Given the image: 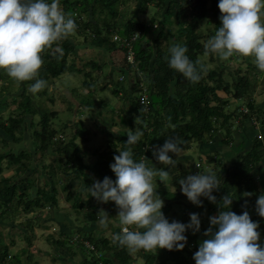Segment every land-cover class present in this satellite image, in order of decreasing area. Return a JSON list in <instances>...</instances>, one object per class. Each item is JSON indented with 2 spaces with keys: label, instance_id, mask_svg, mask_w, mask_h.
Here are the masks:
<instances>
[{
  "label": "trees",
  "instance_id": "obj_1",
  "mask_svg": "<svg viewBox=\"0 0 264 264\" xmlns=\"http://www.w3.org/2000/svg\"><path fill=\"white\" fill-rule=\"evenodd\" d=\"M118 1L121 0H75L69 4L68 0H64V4H69L66 8L67 11L71 8L72 13H76V10L79 9L81 14L87 15L85 21H79L74 18L77 25L76 28L80 29L82 27L86 29V31L79 32H83L85 34V42L95 48L110 52L120 47L121 50L126 51L127 49L123 46L121 47L118 41L113 40V36L115 35L129 41L134 34H139V38L133 41L132 45L139 70L146 74V85H148L150 90L148 96L149 112L146 113L145 118L139 121L140 128H143V136L130 147L133 150L134 159H143L147 166L154 169L165 168L169 173L167 178L169 180L172 179V183H174L176 188L181 190L179 179L187 176L182 166V161L176 156L175 164L162 165L163 163L155 159L152 147L162 145L168 137H174L182 142V150L187 151L193 144L211 142L220 129L225 130L222 141L223 145H230L233 139L230 119L234 114L225 113L229 100L220 98L218 92L222 91L226 95H232L235 99H244L251 94L252 83L249 76L240 75L238 70L235 77H233V82L226 81L224 79L225 70L218 68H206L199 81L191 82L182 73L171 68L165 58L168 55L169 45L181 42L187 44V54L193 61L198 59L201 61V57L205 54H208L213 61L214 54L206 52L205 42L202 40V34L198 32V28L210 9L214 12V17L208 18L206 20L207 24H213L214 22V32L219 27L221 24L219 18L221 11L218 7V0H212L213 3L210 8L206 5L208 0H157L156 6L163 10L162 17H160L159 21L154 17L149 23L143 21L135 22L133 20H128L126 23H108L105 20L98 21L96 15L100 16L103 13L115 14L112 11V6ZM149 1L154 0H143L139 8L141 12H146ZM211 19H214V21ZM157 21L159 23L154 27ZM173 25H176L175 31L172 30ZM150 33L155 34L154 38L151 36V38L146 39V36ZM69 37L58 42L60 50L56 51L55 55H53L52 49L55 48V43L43 50L41 54L43 63L38 73L39 77L47 80L50 77L57 78L66 72H81L76 62L67 63L68 56L70 54L75 55L76 53L75 45L69 41ZM163 42H166L165 46L162 44ZM233 55L230 57H236ZM121 71L129 72L126 69H122ZM4 73L7 72L2 68L0 79L5 75ZM32 82L33 80H26L20 83L26 85ZM137 90L142 91V96L146 95V90L141 89V87H137ZM1 91H4V88ZM119 92L120 88L116 87L115 93L119 94ZM20 95L24 100L14 110L15 113L20 114L18 118L9 116L6 120L0 116V141H3V143H19L24 139V135L28 130L35 129L36 124L33 122L35 121L33 116L36 113V108L31 104L32 97L28 95L26 90H23ZM251 103H248V106L252 109L254 105ZM138 104L141 107L140 101H138ZM51 115L55 116L56 114H49V116ZM28 116L32 118H27ZM49 116L47 118L45 116L39 118L38 124L41 128L32 132L36 140L33 156L26 151L14 152L13 150L4 151L0 154V162L6 159L8 164L16 170V174L11 178H0V203L8 206L17 197L18 205H21L23 211L27 213L41 209L47 205L50 207L56 206L58 197L57 184H59L63 185V190L67 192L66 199L68 201H71L75 197L72 207L77 214L84 212L93 221H97L98 211L90 201L83 202L81 200L82 191L77 190L76 194L71 192V188L74 186L73 181L75 179L78 180L88 190L89 185L94 180H102L105 176H109L114 180L115 173L111 169L110 163L114 162V154H119V150L115 149L108 152L107 157L103 156L92 164H85L83 151L75 142L78 136H84L83 139L87 141V137L84 135L85 130L82 128L78 131L75 130L72 133V138L68 142H65L57 138L58 133L55 128L48 126ZM244 117V119L240 118L243 121L241 124L248 119L247 117H251V115L246 114ZM255 118L259 120L258 117ZM27 119L31 121L29 125L26 124ZM134 119L130 117L127 118V121H120L124 126L128 125L129 128L124 133H118L115 137V142H111L114 144V147L117 146V142L121 144L120 149L129 147L124 141L127 140L128 132L134 131V126L132 125ZM260 122L264 126V118H260ZM37 150L42 151L44 155L54 152L55 159L53 163L41 162V159L44 158V155H42L38 161L39 168L49 178V182L45 183L44 187H41L35 199H32V197L29 199L27 198L29 196L27 193L31 194L29 191V184H32L29 181L31 178L21 175L29 166V161L35 159ZM172 155L175 156V154ZM220 156V153L208 156L205 160L206 163L201 160L194 168L190 167V170L193 171L190 173L195 174L199 171H204V169L199 170L203 164H217V158ZM23 159L26 160L24 161ZM263 159L264 136H254L251 148L246 153L240 155L231 164L227 172L221 171L216 174L220 180V187L213 190L217 201L212 202L205 198L206 202L211 206V214L222 210L220 201L223 195L228 192L233 196L231 205L233 211L239 214L245 208L252 210L254 216L251 218L259 221L258 231L263 235V239L260 241L261 244H264V217H261L256 211V200L258 195L263 192L262 189H264V169L260 167ZM71 170L73 173L70 183L61 181V178L57 181L56 175H59L61 172L67 175ZM1 172L2 168L0 167ZM157 176V179L162 183L164 177ZM257 178L259 179V186L256 181ZM18 185H21L23 191L20 195H18ZM88 192L90 191L88 190ZM157 192L171 201L163 206L162 210L165 215L172 208L174 201L184 197V193L177 191L171 192L164 189ZM246 193H250V195L247 197ZM85 223H87V220H85ZM208 223L210 227V222ZM188 233L186 232L188 237L187 243H192L191 248H187L186 243L183 249L169 250L161 248L159 250H143L140 256L142 259L141 264H169L170 262L172 264H187V255L192 258L191 260L195 264L193 254L198 250L200 242L207 237L205 231L195 232L192 236H189L190 233ZM80 234L83 239L78 240L76 243L81 250H88L94 254L93 261L88 262L89 260H86V264H139L132 259V254L128 252L126 247H121L106 237L97 239L89 231L85 232V234ZM85 241L89 242L93 246V249L86 248ZM58 243L62 245L63 240H60ZM68 243H70V239L62 246H67Z\"/></svg>",
  "mask_w": 264,
  "mask_h": 264
},
{
  "label": "rangeland",
  "instance_id": "obj_2",
  "mask_svg": "<svg viewBox=\"0 0 264 264\" xmlns=\"http://www.w3.org/2000/svg\"><path fill=\"white\" fill-rule=\"evenodd\" d=\"M74 1L75 0H68L69 4ZM142 2L143 0H121L112 6V11L115 12V14L103 13L100 16L96 15V17L98 21L105 20L108 23H126L128 20L149 23L154 17L159 21L160 17H162L163 10L156 6L157 0L149 1L145 13L141 12L139 9ZM212 3V0H208L206 4L207 7L210 8ZM60 4L66 13L74 16L73 18L79 21H85L87 18V15L81 14L79 9L76 10V13H72V10H70L71 8L67 11L66 8L69 4H64V0H60ZM260 11L262 13L261 20L264 21V7H262ZM213 14L214 12L210 9L204 20L199 24L198 32L202 34V40L204 42H206L214 32V22L213 24H207L206 21L208 18L214 17ZM211 20L214 21V19ZM158 21L155 22L154 27L158 25ZM172 30H176V25L172 26ZM79 31H86V29L82 27L80 29L76 28L74 33L69 37V41L75 45L76 53L75 55L70 54L68 56L67 63L71 64L76 62L81 72H66L57 78L50 77L47 79L48 86L39 90L35 95L28 90V85L30 83L22 85L20 82H16L7 73H4L5 75L0 79V116L6 120L9 116L18 118L20 114L15 113L14 110L17 108L18 104L24 100L20 95L23 90H26L28 95L32 97L31 104L36 108V113L33 116L35 119L33 122L36 124L35 129L28 130L24 135V139L19 143L9 142L5 144L3 141H0V154L7 150L8 147H12L15 152L26 151L33 156L36 140L32 132L34 130H40L41 126L38 124L39 118L44 116L47 118L51 113L56 115L49 116L48 126L57 130L58 139L68 142L72 138V133H74L75 130L78 131L80 128L85 130L84 135L87 137V141L83 139L84 136H78L75 140L83 151L84 156H82L85 164H92L103 156L107 157L108 152L120 149V143L117 142L116 147L111 143L112 141L115 142V137L118 133H124L129 128L128 125L124 126L120 121H127V118L132 117L135 118L132 124L134 129L140 127L139 121L145 118L147 112L143 109L142 111V107L138 104L142 96V91L137 90V87L146 90L147 98L150 90L148 85H146L145 72L139 70L136 55L134 57L135 63L129 66L126 59V52L118 47V50L113 51L116 65L128 70L130 73L123 72L121 69L111 70V67L107 69L106 65H110L108 61L109 57L103 56L98 51L96 52L93 51V49H89L87 45L89 43L85 42V34ZM151 34L152 33L147 35L146 39L151 38V36L154 38L155 34ZM114 37L115 35L113 36V40ZM162 44L165 46L166 42ZM52 49L56 51L55 48ZM233 56L236 57L221 59L218 55L214 54L212 61L210 56L205 54L201 57V61L206 65L207 69L218 68L225 70L224 79L229 82H233V77H235L237 70L240 75L249 76L252 83L251 94L244 99H235L232 95H226L222 91L218 92L220 98L229 100V105L226 107L225 113L234 114L230 119L233 132L232 143L228 145L229 147L223 145L222 141L225 130L220 129L211 142L208 143L207 141V143L193 144L187 151L182 150L177 158L182 161V166L187 175L193 174L190 173L193 172L190 170V167L194 168L201 160L205 162L206 158L214 153H220L222 156L221 158H217V164H203L202 168L199 170H214L216 174L221 171L227 172L231 164L240 155L246 153V151L251 148L254 136H264V126L260 122V118H264V71H261L255 65L251 56L239 54ZM93 62H95L94 65H92ZM101 69H103V71H101ZM1 70L2 68H0V71ZM104 71H106V73H104ZM109 79H111V82L107 81ZM57 81L63 85L62 90L56 86ZM101 84L104 89H100L102 87ZM116 87L120 88L119 94L115 93ZM131 87L133 88L131 89ZM2 88H4V91H1ZM98 100L106 102L104 103V108L100 107ZM91 103L94 105L87 107V105H91ZM248 103H251L255 107L253 106L251 109ZM98 112H101V115H99ZM246 114L251 115V117H247L248 119L241 124V122H243L241 119H244V115ZM255 117H258L259 120ZM27 118L32 117L28 116ZM30 122L29 119L26 120L27 125H29ZM245 125L248 126L247 129L249 131L243 133L242 129ZM239 145L241 146L239 147ZM35 155V159L29 161V166L21 175L26 176V174H28L29 176H26V178H31V180H29L32 182V184H29V191L31 194L27 193V195H29L27 198L29 199L31 197L35 199L41 187H44L45 183L47 184V182H49V178L42 173L39 168L38 161L42 155H44L43 152L37 150ZM54 159L53 152L44 155L41 162L53 163ZM23 160L25 161L26 159ZM189 162L191 163L190 167ZM0 167L2 168L0 178H11L16 174V170L8 164L6 159L0 162ZM72 173V170L69 171L67 175L61 172L55 177L57 181L61 178V181L63 180L65 183H70L72 180ZM157 178L158 176L154 177L153 180L156 191L165 189L171 192H182L172 183V179L169 180L167 177H164L161 183ZM256 181L259 186V180L256 179ZM73 183L74 186L71 188V192L75 193L77 190L82 191L81 200L83 202L90 201L98 212L103 208L109 213L111 217L110 229L105 230L100 228L97 221H93L90 216L84 214V212L77 214L72 207L75 197L72 198L71 201H68L66 199L67 192L63 190V185L57 184L58 197L56 206L50 207L47 205L41 209L27 213L18 205V198L16 197L8 206L4 203H0V254H3L6 252L5 250H7L9 255L6 259V264H83L84 256V264H86V260L92 262L94 254L90 253L88 250H81L76 243L78 240L83 239V237L79 235L80 230L88 231V229H90L91 231L89 232H92L97 239L106 237L111 242L113 241V233L120 231L118 218L115 217L118 214L115 202L99 201L96 197L91 196V192H88L81 182L75 179ZM20 189L21 185H18V195L23 192L22 189ZM262 190L264 192V189ZM160 196L164 197V195L161 194ZM248 196L249 195H247V197ZM205 198L206 197L202 196L201 199L203 200V204L197 205L191 202L186 194H184L183 199L180 200L181 202L174 203L173 208L175 211H170L167 218L169 221H172L179 217L180 221L187 222L190 219V212L188 214L186 213L189 209H193V212L200 214V228L204 230L207 229L209 227L208 222H210L209 217L218 214V212L210 213L211 206L206 202ZM166 202L169 203L171 201L165 200L164 203L166 204ZM248 211L250 216L253 217L254 212L252 210ZM85 220H87V223H85ZM203 229L201 231H203ZM80 233L85 234V232ZM194 233L195 232L192 231V234L189 236H192ZM60 239L63 240L62 245H65L68 239H70V243H68L67 246H58L54 241ZM262 239L263 235L260 232V241ZM85 243H87V241H85ZM188 247L191 248L192 243L188 242L187 248ZM65 248H69L73 252H77V254L73 257V254L68 253V256L63 258L61 252L65 253ZM24 249L25 252H23ZM142 251L143 250H140L134 254L131 253L132 259L138 263H142V259L140 258ZM17 254H20V256ZM186 258L187 264H194L190 256L187 255ZM16 259L17 263H13ZM96 260L98 259L96 258ZM169 264L172 263L170 262Z\"/></svg>",
  "mask_w": 264,
  "mask_h": 264
},
{
  "label": "clouds",
  "instance_id": "obj_3",
  "mask_svg": "<svg viewBox=\"0 0 264 264\" xmlns=\"http://www.w3.org/2000/svg\"><path fill=\"white\" fill-rule=\"evenodd\" d=\"M218 7L221 24L205 42L206 52L221 59L233 54L251 56L255 65L264 71V21L260 11L264 0H218ZM76 27L75 19L64 11L60 0H0V68L16 82L33 80L28 90L37 94L48 86V81L38 76L43 63L41 53L54 43L59 51L58 42L68 38ZM165 58L171 68L191 82L199 81L206 70L202 61L189 57L185 43L170 44ZM56 86L63 89L59 81ZM142 136L143 128L129 131L124 141L129 147L119 149L110 163L115 179L105 176L94 180L88 190L99 201L115 202L120 231L113 233L112 239L129 253L183 249L187 230H200V214L190 212L187 222L169 221L166 217L162 210L164 200L154 188L153 180L157 175L167 177L169 173L165 168L147 166L143 159H134L130 146ZM152 151L157 161L175 164L182 142L168 137L162 145L153 146ZM179 184L181 191L197 205L203 204L202 196L217 201L213 190L220 187V180L214 170L188 174L179 179ZM232 200L229 192L224 194L220 201L222 210L209 217L211 226L205 229L207 238L193 254L195 264H264L259 221L253 220L246 208L239 214L233 211ZM256 211L264 217V192L258 195ZM97 223L105 230L111 227V217L103 208L98 212Z\"/></svg>",
  "mask_w": 264,
  "mask_h": 264
},
{
  "label": "crops",
  "instance_id": "obj_4",
  "mask_svg": "<svg viewBox=\"0 0 264 264\" xmlns=\"http://www.w3.org/2000/svg\"><path fill=\"white\" fill-rule=\"evenodd\" d=\"M88 45V47H89V49H93V51H98L99 53H101L103 56L105 55V56H107V57H109L108 58V61H109V64L110 65H108L107 63V69L109 68V67H111V70H119V69H123L122 67H118V65H116V62H115V60H114V56H113V51H103L102 49H99V48H95L94 46H92V45H90V44H87ZM118 50V49H117ZM94 63L95 62H93L92 63V65H94ZM99 68H101V67H99ZM101 71H103V69H101ZM104 73H106V71H104ZM89 75V74H88ZM107 81H110L111 82V79H109V80H107ZM102 85V84H101ZM100 86V85H99ZM100 89H104L103 88V85H102V87L100 88ZM98 103L100 104V107H102V108H104L105 107V104L104 103H106V102H104L103 100H98ZM94 104L93 103H91V105L89 104V105H87V107H89V106H93ZM264 105V104H263ZM264 107V106H263ZM262 107V108H263ZM98 114L99 115H101V112H98ZM248 126H244L243 127V133L245 132V131H249L248 129ZM6 144V143H5ZM11 145V144H10ZM241 145H239V147H240ZM218 147V146H217ZM216 147V148H217ZM9 150H13L14 151V149L12 148V147H8V149L7 150H5V151H9ZM15 152V151H14ZM18 152H20V151H18ZM221 155V154H220ZM222 156H220V158H221ZM190 162H189V167H190ZM222 164V163H221ZM226 167V166H225ZM260 167H263V169H264V159H263V162H262V164L260 165ZM26 176H29L28 174H26ZM258 177V176H257ZM257 180H259L258 178H257ZM162 199L165 201V200H168L166 197H162ZM181 199H183V198H181ZM180 199V200H181ZM180 200H176V201H174V203H179V202H181ZM174 203L172 204V209H170V211H172V210H174L175 211V209L173 208V205H174ZM166 204H168L167 202H166ZM165 203H164V205H166ZM163 205V206H164ZM20 207H21V205H19ZM22 208V207H21ZM36 211V210H35ZM170 211H168V213H167V215L170 213ZM189 212H193V209H189L188 210V212L186 213V214H188ZM18 214V213H17ZM167 215H166V217H167ZM10 220V219H9ZM176 220H179V217L178 218H176ZM180 221V220H179ZM203 228H200V230L199 231H196V232H200L201 230H202ZM88 231H91L90 229H88ZM87 230H80L79 231V235L80 236H82L81 234H80V232H88ZM203 231H205L204 229H203ZM190 233V235L192 234V230L191 229H188L187 230V233ZM188 233V234H189ZM60 240H62V239H60ZM60 240H57V241H54V243H56L58 246H62L61 244H59L58 242L60 241ZM14 244V243H13ZM72 244H74V243H72ZM86 247V246H85ZM87 248V247H86ZM81 249V248H80ZM65 250H66V252L65 253H63V252H61L62 253V256H63V258H66V256H68L67 254L68 253H70V254H73V257L77 254V252H73L72 250H70L69 248H65ZM6 252H4L3 254H0V264H6L7 263V261H6V259L8 258V252H7V250H5ZM23 252H25V249L23 250ZM18 256H20V254H17ZM15 257H17V256H15ZM15 257H12V258H15ZM84 259H85V256H84V258H83V264L85 263V261H84ZM12 260V259H11ZM13 263H17V259L13 262ZM139 264H141V263H139Z\"/></svg>",
  "mask_w": 264,
  "mask_h": 264
},
{
  "label": "built area",
  "instance_id": "obj_5",
  "mask_svg": "<svg viewBox=\"0 0 264 264\" xmlns=\"http://www.w3.org/2000/svg\"><path fill=\"white\" fill-rule=\"evenodd\" d=\"M139 38V34H134L129 41L123 40L119 38L118 36L114 37V40L118 41L120 46L126 48V59L129 65H133L135 63V52L133 50V41ZM140 105L145 110V112H149V104H148V98L146 95H143L140 98ZM86 247L93 249V246L89 244L88 242L85 244Z\"/></svg>",
  "mask_w": 264,
  "mask_h": 264
}]
</instances>
